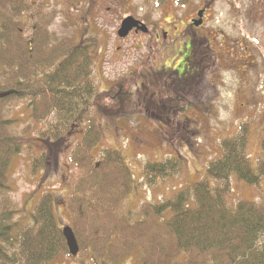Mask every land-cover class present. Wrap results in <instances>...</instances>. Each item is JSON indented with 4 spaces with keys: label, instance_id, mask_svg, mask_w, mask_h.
Returning <instances> with one entry per match:
<instances>
[{
    "label": "rangeland",
    "instance_id": "obj_1",
    "mask_svg": "<svg viewBox=\"0 0 264 264\" xmlns=\"http://www.w3.org/2000/svg\"><path fill=\"white\" fill-rule=\"evenodd\" d=\"M29 1L54 14L50 31L55 40L74 38L77 44L93 45L88 49L98 95L94 105L104 110L90 112L101 136L91 155L97 162L104 150L121 154L133 177L132 191L122 208L132 214L133 222L142 220L138 214L142 204L168 201L203 180L207 165L221 156V141L236 136L242 123L249 126L246 151L251 168L256 167L264 139V0H182V8L174 0L162 14L147 7L143 12L151 17L169 16L175 26L185 22L186 27L199 12L204 15L202 9L206 8L197 26L202 27L194 33L189 26L187 29L195 46L191 60L181 56L183 49L178 42L182 38L177 33L169 46L152 49L142 35L118 39L119 18L108 14L103 0ZM180 28V32L186 29ZM1 105L0 152L19 143L21 149L8 167L9 190L0 191V214L17 210L10 220L19 229L27 228L39 197L51 193L56 200L53 211L57 222L59 218L63 226L71 223L75 217L68 215L64 204L79 170L68 156L83 136V125L62 142L63 152L44 164L41 134L52 119L45 124L34 122L24 100ZM170 157L183 160L182 170L169 179L148 183L145 165ZM10 158V154L4 160L0 156L1 164ZM239 201L264 204V178L255 187L231 175L226 202L234 207ZM171 216V211H165L162 218ZM9 218L2 222L12 223ZM93 256H61L49 264H99ZM138 257L139 252H131L117 264H137Z\"/></svg>",
    "mask_w": 264,
    "mask_h": 264
},
{
    "label": "trees",
    "instance_id": "obj_2",
    "mask_svg": "<svg viewBox=\"0 0 264 264\" xmlns=\"http://www.w3.org/2000/svg\"><path fill=\"white\" fill-rule=\"evenodd\" d=\"M53 19L54 14L44 11L42 4L0 0V105L24 100L34 122L45 124L52 119L41 134L44 164L61 154L62 142L83 125V136L68 156L79 173L64 206L75 218L65 226L59 218L57 222L51 193L39 197L27 228L19 229L10 220L17 210L4 211L0 214V264H49L61 256L88 253L99 264H117L131 252H139L137 264H264V204L239 201L230 207L226 202L231 175L255 187L264 178V139L253 169L246 151L249 126L240 124L236 136L221 141V156L207 165L203 180L168 201L142 204L138 212L142 220L133 222L132 214L122 208L132 191L133 177L121 154L107 149L97 162L91 155L101 139L93 114L104 110L94 105L98 95L88 49L93 45L77 44L74 38L55 40L50 31ZM194 49L192 42L185 46V53H190L187 60ZM16 146H9L8 163L0 164L1 192L9 190L8 167L21 149L20 143ZM7 147L1 149L4 159ZM182 168L180 157H170L146 164L144 175L149 183L169 179ZM165 211L172 213L168 220L162 218ZM2 217L12 223L2 222ZM65 229L75 240V255L69 250Z\"/></svg>",
    "mask_w": 264,
    "mask_h": 264
},
{
    "label": "flooded vegetation",
    "instance_id": "obj_3",
    "mask_svg": "<svg viewBox=\"0 0 264 264\" xmlns=\"http://www.w3.org/2000/svg\"><path fill=\"white\" fill-rule=\"evenodd\" d=\"M103 1H104L103 4L105 6V10L108 12V14L109 13L114 14L115 17L119 18L118 19L120 21L119 29L124 20L126 19L132 20L130 22L132 28L124 38H120L117 35L119 29L117 30L116 35L118 39L124 40L126 38H129L131 35L135 37H137L138 35H142L148 38L149 41L147 45L149 46L150 49H152L157 47L158 45L169 46V41L173 43L174 41L171 39H174V34L177 33V35L181 36L182 38V40L178 42L181 48L183 49V51L180 53L182 57L185 56L190 57V53L187 52L188 55L184 53L185 46H187V44L190 46V41H193V39L189 37L190 34L193 35L192 32L194 33L196 29L202 27V26L196 27L194 24L196 22L202 23L206 12V8H204L202 9L204 11V15H202L203 18L202 17L198 18L195 16L194 18H191L189 20L187 27L189 26L191 28L190 29L189 27L188 28L186 27L185 22L180 24L178 23V25L175 26L174 24L176 22L173 21V18H169V16L167 17L163 16L156 19L148 15L147 12L145 13L143 12L148 7V9L159 10L161 11L162 14V12L167 11L169 9V6H173L174 0H103ZM179 2L180 0H177L176 5L177 7L182 8L183 6L180 5ZM180 27L182 29L186 28L185 31L183 32L178 31ZM187 29L192 30V32L188 31ZM8 152L10 154L12 153L11 149L9 150V146L7 147L6 155L8 154ZM0 156H2V160H4L3 155H1V152H0ZM3 178H4L3 173H0V186L3 185L2 184Z\"/></svg>",
    "mask_w": 264,
    "mask_h": 264
},
{
    "label": "water",
    "instance_id": "obj_4",
    "mask_svg": "<svg viewBox=\"0 0 264 264\" xmlns=\"http://www.w3.org/2000/svg\"><path fill=\"white\" fill-rule=\"evenodd\" d=\"M198 17L201 18L202 17V12H199L198 13ZM132 20L131 19H126L122 22L121 24V27L119 29V31L117 32V35L120 37V38H124L128 32L131 30L132 28V25H130ZM201 24V22H197L195 23L194 25L197 27ZM64 235H65V238L67 240V243H68V247H69V250L71 252L72 255H75L76 252H77V247H76V243H75V240L72 236V233L69 229H65L64 230Z\"/></svg>",
    "mask_w": 264,
    "mask_h": 264
}]
</instances>
